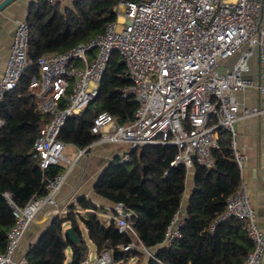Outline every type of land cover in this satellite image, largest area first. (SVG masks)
<instances>
[{
	"label": "built area",
	"instance_id": "built-area-1",
	"mask_svg": "<svg viewBox=\"0 0 264 264\" xmlns=\"http://www.w3.org/2000/svg\"><path fill=\"white\" fill-rule=\"evenodd\" d=\"M44 1L51 8L65 2ZM118 6L117 20L107 24L102 34L36 63L40 77L32 80L31 89L35 91L37 111L50 120L33 145V159L43 172L69 162L63 154L65 145L59 139L60 133L70 117L79 115L99 95L106 71L117 54L132 84L121 92L123 98H133L137 104L134 119L121 125L108 112L99 113L91 128L99 138L79 150L78 158L100 143H111L119 147L114 162L128 165L138 148L163 144L176 146L179 151L173 167L184 164L190 169L197 162L213 168V152L219 149L215 131L223 128L232 136L241 176L224 213L210 230L231 217L237 218L253 243L243 264H264V231L242 176L246 157L238 149L236 129L240 119H264V107H243L238 98L250 90L264 94V0H121ZM29 37L28 20L17 22L0 77V101L33 65L28 60ZM3 125L0 120V127ZM67 176L63 172L49 179L46 193L24 207L17 206L10 193L4 194L15 224L7 234L0 264H28L27 256L18 258L17 253L43 212L50 219L76 212L96 215L104 226L115 223L119 233L132 239L123 247L124 252L138 249L154 257L150 249L136 242L138 216L124 204L98 211L62 208L57 197ZM185 217L182 204L167 227L163 246L169 247L182 237ZM95 254L97 264H113L111 251ZM91 259L92 255L85 264H91Z\"/></svg>",
	"mask_w": 264,
	"mask_h": 264
},
{
	"label": "trees",
	"instance_id": "trees-1",
	"mask_svg": "<svg viewBox=\"0 0 264 264\" xmlns=\"http://www.w3.org/2000/svg\"><path fill=\"white\" fill-rule=\"evenodd\" d=\"M121 0H79L72 10L61 12L44 0L34 2L29 10L30 37L28 60L33 63L18 86L7 93L0 104V254L5 252L7 234L15 224L13 211L4 198L10 193L14 203L24 207L46 193L49 179L65 172L63 164L43 172L31 151L41 130L50 118L37 111L34 78L39 79L36 63L47 55L61 54L86 43L105 31L107 24L117 20ZM125 65L115 54L100 86L99 95L79 115L70 117L59 139L67 145L85 150L99 137L91 133L95 117L111 114L119 124L132 123L137 104L133 98H123L121 90L130 88ZM219 149L213 152V168L194 162V190L186 208L182 237L171 246H163L168 225L180 209L185 194L188 168L172 163L179 151L172 145H148L134 151L132 163L111 162L101 173L95 193L112 204L122 203L135 211L136 242L147 249H157L154 257L123 247L132 242L119 233L115 223L106 227L96 215L68 213L53 218L38 241L27 253L28 264H65L71 251L70 264H85L89 247L83 233L100 253L109 250L113 264H243L253 249V243L242 223L234 217L218 224L213 222L224 213L228 199L240 181V169L232 149V136L223 128L216 129ZM84 210L98 211L94 203L80 199ZM74 208V206H73ZM72 227L80 237L75 244L66 236Z\"/></svg>",
	"mask_w": 264,
	"mask_h": 264
},
{
	"label": "crops",
	"instance_id": "crops-1",
	"mask_svg": "<svg viewBox=\"0 0 264 264\" xmlns=\"http://www.w3.org/2000/svg\"><path fill=\"white\" fill-rule=\"evenodd\" d=\"M2 1L3 0H0V3ZM36 1L37 0H19L8 7L4 12L0 13V77L7 65V59L13 42L17 22L28 18L30 7ZM78 1L79 0H65L58 9H60L62 13L68 9L72 10L75 3ZM262 22H264V12L262 15ZM238 98L243 107H252L256 105L264 107V94H259L255 90L242 93ZM236 129L238 132V149L240 153L246 157L242 176L248 186V194L252 206L257 211L259 226L262 231H264V119H240L236 125ZM72 148L73 151L77 150L78 153L74 161H70V159L66 157L69 161L67 163L68 167L63 164L64 170H68V176L66 178V183L63 185L57 197L59 204L62 208L69 207L71 209L80 208L84 210L78 204V201L84 198L94 203L96 207H101L103 210L113 207L114 204L99 197L95 193V186L101 173L116 158L119 147L111 143H100L89 149L81 158H78L79 149L74 146H72ZM194 175V168L188 169L185 194L182 201L185 208L188 207L190 197L194 190ZM52 220L53 217L50 219L45 212L38 215L33 227L30 228L24 237L22 245L17 253L18 258L27 255L31 246L38 241ZM143 264H147L146 259Z\"/></svg>",
	"mask_w": 264,
	"mask_h": 264
},
{
	"label": "rangeland",
	"instance_id": "rangeland-1",
	"mask_svg": "<svg viewBox=\"0 0 264 264\" xmlns=\"http://www.w3.org/2000/svg\"><path fill=\"white\" fill-rule=\"evenodd\" d=\"M117 9L119 10V6L117 7ZM221 71L223 72V69H221ZM75 151V152H74ZM73 151V148H72V146H70V145H67L66 147H65V150H64V152H63V154H64V156L65 157H67V158H69L70 159V161H74V159H75V157L77 156V153H78V151L77 150H74ZM63 164H65L67 167H68V164L65 162V163H63ZM68 172V170H66L65 171V174ZM66 183V182H65ZM34 224V223H33ZM33 224H32V226H31V228L33 227ZM83 233H84V237H85V239H86V242H87V246L89 247V256L90 255H92V262H91V264H97L96 263V260H95V257H96V248L94 247V245L92 244V242L89 240V238H88V235H87V231H86V229L83 227ZM156 251H157V249L155 248V249H151L150 250V252L152 253L153 252V254L154 253H156ZM144 254L146 255V257H149V255L147 254V253H145L144 252ZM135 262V260L133 261H129L127 264H133ZM71 263V252L70 251H68L67 252V261H66V263L65 264H70Z\"/></svg>",
	"mask_w": 264,
	"mask_h": 264
},
{
	"label": "water",
	"instance_id": "water-1",
	"mask_svg": "<svg viewBox=\"0 0 264 264\" xmlns=\"http://www.w3.org/2000/svg\"><path fill=\"white\" fill-rule=\"evenodd\" d=\"M17 1H19V0H3L0 3V13L4 12L8 7L13 5ZM3 102H4L3 100L0 101V104L2 105ZM66 236H68L72 240V242L75 244H78L80 242V237L78 236V234L74 231V229L72 227H68L66 229Z\"/></svg>",
	"mask_w": 264,
	"mask_h": 264
}]
</instances>
